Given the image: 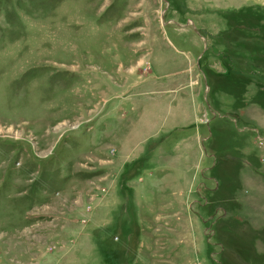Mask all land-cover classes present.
<instances>
[{
  "label": "rangeland",
  "instance_id": "rangeland-1",
  "mask_svg": "<svg viewBox=\"0 0 264 264\" xmlns=\"http://www.w3.org/2000/svg\"><path fill=\"white\" fill-rule=\"evenodd\" d=\"M262 126L264 0H0V264H264Z\"/></svg>",
  "mask_w": 264,
  "mask_h": 264
},
{
  "label": "crops",
  "instance_id": "crops-1",
  "mask_svg": "<svg viewBox=\"0 0 264 264\" xmlns=\"http://www.w3.org/2000/svg\"><path fill=\"white\" fill-rule=\"evenodd\" d=\"M237 115L239 116V118L242 117V116H241V113L239 114V113L237 112ZM262 127H264V126H262Z\"/></svg>",
  "mask_w": 264,
  "mask_h": 264
}]
</instances>
